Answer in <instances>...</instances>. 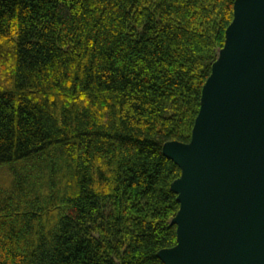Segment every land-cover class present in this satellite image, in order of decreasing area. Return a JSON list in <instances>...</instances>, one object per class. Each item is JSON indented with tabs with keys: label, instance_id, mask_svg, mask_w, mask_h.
Returning <instances> with one entry per match:
<instances>
[{
	"label": "trees",
	"instance_id": "1",
	"mask_svg": "<svg viewBox=\"0 0 264 264\" xmlns=\"http://www.w3.org/2000/svg\"><path fill=\"white\" fill-rule=\"evenodd\" d=\"M234 1L0 0V264H165Z\"/></svg>",
	"mask_w": 264,
	"mask_h": 264
},
{
	"label": "water",
	"instance_id": "2",
	"mask_svg": "<svg viewBox=\"0 0 264 264\" xmlns=\"http://www.w3.org/2000/svg\"><path fill=\"white\" fill-rule=\"evenodd\" d=\"M162 152L180 169L170 185L179 206L176 243L157 257L264 264V0L234 1L190 139Z\"/></svg>",
	"mask_w": 264,
	"mask_h": 264
}]
</instances>
